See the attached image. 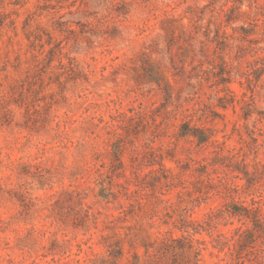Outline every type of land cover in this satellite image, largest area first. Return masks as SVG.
Wrapping results in <instances>:
<instances>
[{
  "label": "rangeland",
  "instance_id": "374dc122",
  "mask_svg": "<svg viewBox=\"0 0 264 264\" xmlns=\"http://www.w3.org/2000/svg\"><path fill=\"white\" fill-rule=\"evenodd\" d=\"M243 209L264 0H0V264H264Z\"/></svg>",
  "mask_w": 264,
  "mask_h": 264
},
{
  "label": "trees",
  "instance_id": "16d2710c",
  "mask_svg": "<svg viewBox=\"0 0 264 264\" xmlns=\"http://www.w3.org/2000/svg\"><path fill=\"white\" fill-rule=\"evenodd\" d=\"M228 212L233 217L237 216L240 219L249 220L250 223L253 225V228L250 230L251 232H261L263 230L262 225H264V221L262 220L260 215L257 214V210L249 211L243 209L244 213H239L237 210H229ZM250 213H252V215H250Z\"/></svg>",
  "mask_w": 264,
  "mask_h": 264
}]
</instances>
